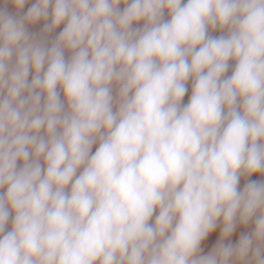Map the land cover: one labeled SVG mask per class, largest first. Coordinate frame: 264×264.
Returning <instances> with one entry per match:
<instances>
[{
  "label": "clouds",
  "instance_id": "clouds-1",
  "mask_svg": "<svg viewBox=\"0 0 264 264\" xmlns=\"http://www.w3.org/2000/svg\"><path fill=\"white\" fill-rule=\"evenodd\" d=\"M0 264H264V0H0Z\"/></svg>",
  "mask_w": 264,
  "mask_h": 264
},
{
  "label": "crops",
  "instance_id": "crops-1",
  "mask_svg": "<svg viewBox=\"0 0 264 264\" xmlns=\"http://www.w3.org/2000/svg\"><path fill=\"white\" fill-rule=\"evenodd\" d=\"M184 2L186 3V0H184ZM30 3H31V0H30ZM28 6H30V4H29V5H26V8H27ZM165 18H166V19L168 18V17H167V13H165ZM40 27H42V24H41V25H37V26H35V29H34V30H38ZM211 34H213V35H219L220 33H219V31H216V32H212ZM229 63H230L229 71L232 72V70H233V68H234V61H230ZM114 91H115V90H114ZM97 146H98V145H94V146H93V152L95 151V149H96ZM243 183H244V180L242 179V180H241V187L243 186ZM241 230H242V229H238V230H237V233L234 234V236H233V238H232L233 241H235V239L238 238L239 231H241ZM218 233H219V229H217L216 232H214L213 234H211V235L209 236V238H208V239L202 244V247L204 248L205 251H208V250L210 249V247L212 246V244L215 243L216 239L218 238Z\"/></svg>",
  "mask_w": 264,
  "mask_h": 264
},
{
  "label": "rangeland",
  "instance_id": "rangeland-1",
  "mask_svg": "<svg viewBox=\"0 0 264 264\" xmlns=\"http://www.w3.org/2000/svg\"><path fill=\"white\" fill-rule=\"evenodd\" d=\"M62 27V26H61ZM60 29H57V32L59 31ZM226 75H229L228 73H226ZM187 87H188V93L186 94L185 98H184V103H187L188 99L190 98L191 96V90H192V81L189 80L188 81V84H187ZM259 177H253V179H257ZM11 228V223L9 222V225H8V230H10Z\"/></svg>",
  "mask_w": 264,
  "mask_h": 264
},
{
  "label": "trees",
  "instance_id": "trees-1",
  "mask_svg": "<svg viewBox=\"0 0 264 264\" xmlns=\"http://www.w3.org/2000/svg\"><path fill=\"white\" fill-rule=\"evenodd\" d=\"M227 73H228L229 75H231V72H230V71H228Z\"/></svg>",
  "mask_w": 264,
  "mask_h": 264
}]
</instances>
